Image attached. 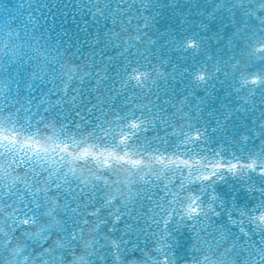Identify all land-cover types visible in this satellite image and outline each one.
I'll list each match as a JSON object with an SVG mask.
<instances>
[{
  "label": "snow or ice",
  "instance_id": "6c2138e0",
  "mask_svg": "<svg viewBox=\"0 0 264 264\" xmlns=\"http://www.w3.org/2000/svg\"><path fill=\"white\" fill-rule=\"evenodd\" d=\"M19 8L5 3L0 13L35 39L32 16L23 20ZM85 8L93 21L112 24L93 37L101 47L87 66L68 62L46 33L34 57L0 64V264H264V0H87ZM162 13L174 28L156 27ZM115 49L122 62L111 76L116 61L105 53ZM157 51L171 72L152 65L146 53ZM177 78L180 107L158 94L157 80ZM45 82L53 85L47 92ZM137 91L140 101L156 97L151 107L135 102ZM214 99L221 111L209 135L183 109L193 111L194 100L200 113ZM165 105L183 113L187 129L166 118ZM161 127L179 140L148 138ZM162 176L165 195L153 200ZM229 180L241 183L243 199L235 183L230 201L217 191ZM117 200L111 221L102 219ZM142 200L154 205L146 219L136 211ZM124 216L122 234L112 238ZM109 223L106 236L101 226ZM148 236L157 238L154 256Z\"/></svg>",
  "mask_w": 264,
  "mask_h": 264
},
{
  "label": "water",
  "instance_id": "95a60500",
  "mask_svg": "<svg viewBox=\"0 0 264 264\" xmlns=\"http://www.w3.org/2000/svg\"><path fill=\"white\" fill-rule=\"evenodd\" d=\"M103 2V0H101ZM187 2V0H185ZM5 3H10L13 8L18 4L20 6L19 13L23 20L28 21L29 15L32 16V21L35 23V33H33V28L31 23L29 24L28 32L31 34L37 35L35 39L32 38L30 35H26L18 25L16 24H9L5 22V17L3 13H0V64H6L8 61H18L20 59H26L29 55L35 56V53L32 51L34 48L44 46V41L39 37L41 33L47 34V39L51 43L53 49L59 48L60 52L65 53V58L68 62L73 64H79L83 66H87L92 59V55L94 52L99 53L101 45H93L91 43L93 37L100 33L103 37L104 32L106 31L105 25L107 28H111L112 24L111 21H105L103 18H100L99 21H93L91 15L85 14L87 9L85 8L83 12L81 8L84 4L87 3V0H0V8L4 6ZM47 5V7H44ZM67 5V7H65ZM159 23L156 25L160 31H164L165 25H171L173 28L176 26L173 20L168 19V15L166 13H162L161 17L158 18ZM116 31H119L117 28ZM147 31V29H145ZM151 35V32H149ZM153 40H157L156 36H152ZM163 43V41H160ZM62 45V47H61ZM151 45H140L141 51H145L146 48H151ZM79 49V51H77ZM67 50V51H66ZM157 50V49H153ZM119 49L107 51L105 53V61L107 62V57H113L116 61L115 64L111 65L108 68V75L115 76L116 72L119 71L120 65L122 62V58L119 56ZM133 53H135L136 49H132ZM74 54V55H73ZM149 55L150 59H152V65L159 69L162 72L169 73L171 72V68L168 65L161 67L159 61L160 56L159 52L157 51V56L155 58L151 57V53H146ZM52 56H55L56 53L53 51L51 53ZM183 53H176L170 51L168 53L169 57H176L182 56ZM99 55H96V61L99 62ZM179 63V61H174ZM143 63V61H141ZM42 64V62H41ZM52 66L55 67V61L52 62ZM4 76L7 75V72L3 73ZM153 77H155V73H153ZM51 78L49 77V80ZM118 79V78H117ZM223 79V77H221ZM93 84L95 81L92 82ZM157 84L159 85L158 94L161 97V101L164 99L172 100L173 103L177 104V107H180L179 100L184 98L185 93L181 91L183 85L179 83V78L176 81H168L167 83L164 80H157ZM167 84H171L175 88V94L170 90L167 95H165V87ZM77 85H74L76 87ZM53 85L51 83L45 82L42 85V89L44 92H47L49 88H52ZM57 88L63 87L61 82H57ZM87 87V85L85 86ZM115 87L118 89L120 87L119 83H116ZM149 88H152L151 82H149ZM27 91V90H25ZM153 92H156L157 89L152 88ZM217 93L220 96H223V92L220 89L219 84L216 86ZM140 92L137 91L134 94V100L136 103H144L151 107V101H154L156 97L154 95L146 93V99L144 101L139 100ZM75 95L74 92H69V97ZM197 95H204L203 91H199ZM58 97L53 96L51 99L55 100ZM21 101L23 102V93L21 96ZM192 105L193 111H189L187 107L183 109V113H187L188 115L192 116H199L200 119L196 120L193 119L191 123L196 127L207 126L209 129V135H212L211 128L215 127V119L219 116L220 109V102L218 99H214L211 101L206 102L205 104L201 105L203 109L200 113H195L194 108L198 101H188ZM129 107H132L131 105ZM167 108L166 118L170 120L171 123L176 124L177 128L184 127L187 129V125L183 119H179L183 115V113H176V110L173 109L170 105H165ZM67 111V109H65ZM139 110L137 109V114ZM175 113V117L173 116ZM209 113H212L211 115ZM43 114V113H42ZM74 115V114H73ZM81 115L86 116L87 119H93V116L87 112H82ZM98 115V113H97ZM164 115V114H162ZM79 120V117H75ZM111 119V117H108ZM167 132V135H166ZM172 129L171 127L164 129L161 127L158 131H151L147 133L149 139L153 137H162L165 138L171 143L174 140H179L178 136L171 135ZM211 147H215V144L210 145ZM209 148V150H210ZM178 182V181H177ZM167 183V180L162 176L160 180L156 181V184L160 185L159 188H153L150 195L153 200H157L158 198H162L165 193L163 191V185ZM235 183L236 188L239 190L240 198L243 199L244 190L241 187L240 182H235L229 180L227 184L225 183H218L215 187L217 191L221 194L229 193L226 197L229 201L231 199V195H235L236 193H231L229 186ZM246 183V181L244 182ZM143 207L139 205L136 206V211L141 214L143 219H146L148 215L151 214L154 205L147 200H142ZM94 207L98 205H93ZM121 207V200L116 201L115 208H108L105 207L102 209V219L111 221L112 217L109 215L110 212H115L117 209ZM131 208V206H129ZM219 210V209H218ZM91 211V209H89ZM89 219H92L89 217ZM127 219V216L121 218V221L117 224V232L112 235V238H115L118 235H121L123 232V223ZM216 219V218H213ZM132 223V221H128ZM143 222V220L141 221ZM223 222V221H222ZM91 226V225H90ZM146 232L148 229L147 224L144 225ZM231 227V225H229ZM104 232V235L108 236L109 228L111 227V223L107 225L101 226ZM189 232L191 230H188ZM233 231H237V229L233 228ZM195 235V233H192ZM259 237H257L258 239ZM125 239H129L125 237ZM132 239H135L134 237ZM157 238L155 236H148L147 237V247L149 250V255H155V240ZM247 237H245V241ZM145 242V237L142 236L140 238L141 246L143 247ZM244 241H241L243 243ZM229 244H231V240H229ZM227 246V245H225Z\"/></svg>",
  "mask_w": 264,
  "mask_h": 264
}]
</instances>
